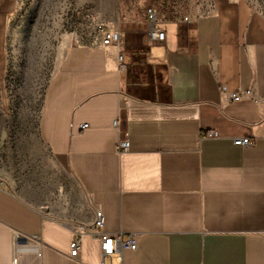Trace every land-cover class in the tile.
<instances>
[{"label":"crops","instance_id":"obj_1","mask_svg":"<svg viewBox=\"0 0 264 264\" xmlns=\"http://www.w3.org/2000/svg\"><path fill=\"white\" fill-rule=\"evenodd\" d=\"M209 1L188 19L157 8L164 42L144 12L118 24L133 46L126 72L102 40L67 51L39 120L48 178L0 175V264H264V7ZM18 6L0 0L1 83ZM239 89L253 94L234 101ZM97 209L136 250L104 256Z\"/></svg>","mask_w":264,"mask_h":264},{"label":"rangeland","instance_id":"obj_2","mask_svg":"<svg viewBox=\"0 0 264 264\" xmlns=\"http://www.w3.org/2000/svg\"><path fill=\"white\" fill-rule=\"evenodd\" d=\"M264 7V0H252ZM153 4L166 18L211 9L209 0H19L6 37L7 71L0 82V175L12 183L48 178L54 160L39 135L48 86L67 51L103 39L98 26L117 28ZM125 48L133 52L125 33ZM52 178V176H51Z\"/></svg>","mask_w":264,"mask_h":264},{"label":"built area","instance_id":"obj_3","mask_svg":"<svg viewBox=\"0 0 264 264\" xmlns=\"http://www.w3.org/2000/svg\"><path fill=\"white\" fill-rule=\"evenodd\" d=\"M146 14L148 19L151 21V28L149 30V38L151 41H160L164 42L166 40V31L157 27L156 23L158 21V11L157 8L153 5H149L146 8ZM188 19V18H186ZM98 30L103 33L102 43L107 48H115L117 50V57L119 62L120 72H126L129 68V62L127 61L125 42H124V34L121 30L116 28H108L107 26L100 24L98 26ZM224 90H227L226 86H223ZM252 90H235L231 92V97L234 101H240L246 96H252ZM256 101L260 102V98H256ZM89 124H83L82 127L86 128ZM115 126L120 128V119L115 121ZM210 137H217L218 133L216 131H212L208 134ZM234 143L236 145H244L251 146L253 145V140L248 137H237L234 139ZM130 147V142L127 138L121 137L118 140V149L120 152L127 151ZM95 232L97 238L101 242V248L104 256H112L117 254L121 258V252L123 249L128 248L132 250H136L137 248V240L135 238V234H130L127 240H124L123 235L121 233H110L104 230L105 227V215L101 209L96 210V217L94 222ZM85 229L84 226L80 227V230L83 231ZM82 240L80 237H77L71 242V256L77 257L80 248H81ZM105 264V260L103 261Z\"/></svg>","mask_w":264,"mask_h":264}]
</instances>
